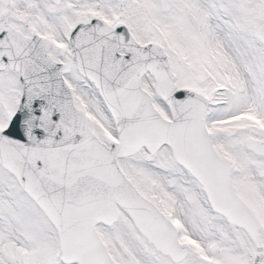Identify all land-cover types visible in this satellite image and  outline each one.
<instances>
[{"label": "snow or ice", "instance_id": "6c2138e0", "mask_svg": "<svg viewBox=\"0 0 264 264\" xmlns=\"http://www.w3.org/2000/svg\"><path fill=\"white\" fill-rule=\"evenodd\" d=\"M0 264H264V0H0Z\"/></svg>", "mask_w": 264, "mask_h": 264}]
</instances>
